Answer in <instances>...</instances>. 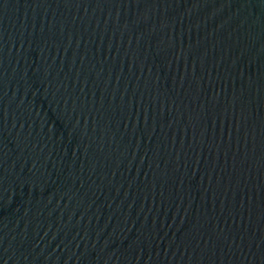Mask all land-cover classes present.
<instances>
[{"label":"water","instance_id":"obj_1","mask_svg":"<svg viewBox=\"0 0 264 264\" xmlns=\"http://www.w3.org/2000/svg\"><path fill=\"white\" fill-rule=\"evenodd\" d=\"M0 264H264V0H0Z\"/></svg>","mask_w":264,"mask_h":264}]
</instances>
